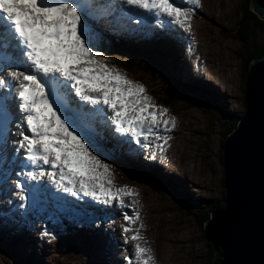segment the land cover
I'll list each match as a JSON object with an SVG mask.
<instances>
[{
  "label": "snow or ice",
  "instance_id": "snow-or-ice-1",
  "mask_svg": "<svg viewBox=\"0 0 264 264\" xmlns=\"http://www.w3.org/2000/svg\"><path fill=\"white\" fill-rule=\"evenodd\" d=\"M180 3L188 7L170 0H119L118 4L112 0H0V90L7 89L6 94L0 91V168L16 162L23 150L18 166L33 169L15 172L20 177L13 181L20 201L15 207L25 209L21 215L43 213L44 222L59 230L64 217L74 219L97 205L117 202L121 208L126 206L124 196L134 193L115 186L109 162L113 153L91 134L95 124H102L109 135L126 138L121 143L143 141L142 147H151L155 158L156 150L163 154L170 146L173 137L168 133L176 120L141 83L103 54V34L90 21L115 28L124 18L141 23L143 13L146 21L189 33L193 8L201 6L200 0ZM17 109L23 113L26 130L19 132V140H12L18 147L10 156L7 144ZM11 174L12 169H5V184ZM38 177H47L66 196L47 185H25V178L34 181ZM84 197L91 200L79 203ZM124 219L131 224L139 214ZM130 231V227L123 228L124 233ZM130 239L137 242L136 264H153L151 249L139 243L143 238L137 234Z\"/></svg>",
  "mask_w": 264,
  "mask_h": 264
},
{
  "label": "rangeland",
  "instance_id": "rangeland-1",
  "mask_svg": "<svg viewBox=\"0 0 264 264\" xmlns=\"http://www.w3.org/2000/svg\"><path fill=\"white\" fill-rule=\"evenodd\" d=\"M243 1L200 0L201 6L193 8L189 33L170 24L162 27L155 20L152 22L155 28L146 23L140 29L144 43H137L138 52H134L138 57L134 63L127 51H112L101 42V50L110 62L141 83L154 102L168 108V115L175 117L176 126L168 133L173 137L170 146L163 154L156 150L152 158V148H143V141L137 144L127 140L126 157L136 159L140 166L136 169L141 173L135 175L137 170L127 173L116 160L109 158L115 186L134 193L124 196L125 207L121 208L117 202L100 204L91 209L93 217L89 220L65 217L62 222H70L69 233L65 225L66 232L63 230V223L61 229L54 230L38 216L26 229L24 226L25 232L19 233L20 239L16 241L1 232L0 264H127L129 258L136 264L137 242L130 238L137 234L143 238L139 243L151 249L153 264H208L212 251L203 237L202 216L215 210L214 206L223 199L222 143L230 125L245 112L244 59L254 44L264 40V32L259 31L248 37V43L239 38L237 28ZM177 4L188 7L180 0ZM150 31L154 36H149ZM122 42L126 44V40ZM157 42L172 46L175 56L171 58V48L163 46L161 52L170 58H155V52L151 51ZM144 52H150L157 62L151 63ZM177 83H194L199 88L202 85L209 102L183 87L176 99L168 100L166 89ZM126 157L122 160L130 165ZM149 170L160 178L163 177L159 171H163L170 178L159 179L162 184L155 185L146 175ZM43 184L50 188L48 179ZM55 193L66 196L62 190ZM104 209H114L115 213L105 216L88 232L90 224L95 222L94 214ZM136 213L139 219L131 224L125 221V215ZM124 227L132 231L124 233ZM11 229L15 235L19 228L11 226Z\"/></svg>",
  "mask_w": 264,
  "mask_h": 264
},
{
  "label": "water",
  "instance_id": "water-1",
  "mask_svg": "<svg viewBox=\"0 0 264 264\" xmlns=\"http://www.w3.org/2000/svg\"><path fill=\"white\" fill-rule=\"evenodd\" d=\"M264 20V0H252ZM245 112L222 143L223 206L210 211L203 237L210 264H264V56L245 74Z\"/></svg>",
  "mask_w": 264,
  "mask_h": 264
},
{
  "label": "trees",
  "instance_id": "trees-1",
  "mask_svg": "<svg viewBox=\"0 0 264 264\" xmlns=\"http://www.w3.org/2000/svg\"><path fill=\"white\" fill-rule=\"evenodd\" d=\"M251 1L252 0H245L242 3V17L238 22V34H239V38L241 39L242 42L244 43H248V37L250 39L251 36H255L256 32H264V20L260 19L251 9ZM252 47V46H251ZM264 56V40L260 43V44H254L253 48H251V50L249 51V55L246 59H244V70H243V79L245 81V74L246 71L248 69V64L249 62L257 57H261ZM136 58V57H135ZM135 58H132V63H134ZM151 63L155 64L156 63V59L155 58H149L148 59ZM179 85L175 84L173 86L168 87V89H166L165 91V96L168 100H174L176 99L177 93L178 91H180L179 89ZM193 89V88H192ZM237 125V122L230 125L229 129L227 130L225 136H227V134H229ZM222 198H224V192L222 194ZM223 206L222 201L218 202L215 206L214 209H218L221 208ZM209 217V213H207L206 215L204 214V216H202L203 222L207 221ZM208 246L210 247V258L208 261V264H210L211 259L213 257L214 251H213V247L210 245V243H208Z\"/></svg>",
  "mask_w": 264,
  "mask_h": 264
},
{
  "label": "bare ground",
  "instance_id": "bare-ground-1",
  "mask_svg": "<svg viewBox=\"0 0 264 264\" xmlns=\"http://www.w3.org/2000/svg\"><path fill=\"white\" fill-rule=\"evenodd\" d=\"M171 2H173L174 4H176L177 6H179L177 3H179V0H170ZM91 23H93L94 24V26L96 27L97 26V28H99L100 29V31H101V33L103 34V31H105L106 30V27L105 26H103L104 24H97V22L93 19L92 20V22ZM139 26L140 27H143V25H142V23H139ZM151 32H153V31H150V33H149V36H154V35H151ZM140 33H142V32H140ZM154 34V33H153ZM113 36L114 37H117V33L115 32L114 34H113ZM157 44H158V42H157ZM132 49H134V48H132ZM133 54H137L136 52H134V51H132V55ZM138 55V54H137ZM153 56V55H152ZM19 67H17V69H18ZM189 70V69H188ZM190 73H191V71H190ZM189 73V75H191ZM186 77V76H185ZM188 78V77H187ZM207 81V80H206ZM192 87H194V88H197L198 87V84H194V83H192ZM202 93V94H201ZM200 94H199V98H201L202 100H204L205 102H209L208 100L209 99H207L206 97H205V95H203V93L204 92H201ZM76 99H78V98H76ZM211 102V101H210ZM213 103V102H212ZM99 107H101V106H99ZM99 130V131H98ZM94 136L95 135H101V134H104V135H107V130H106V128H104V126L102 125V124H100L99 122H97L96 124H95V126H94V129L92 130V132H91ZM103 147H106V149H108V146L107 145H103ZM143 149V148H142ZM109 150V149H108ZM144 151V150H143ZM113 153V152H112ZM114 153H115V151H114ZM113 153V155H117V153H115L114 154ZM141 153H143L142 151H141ZM118 157H120V159L122 160L123 158H125L126 157V155L124 154V153H122V152H118ZM127 159H128V157H126ZM202 159V158H201ZM205 159V158H204ZM127 161V160H126ZM129 162V161H128ZM159 173H160V175H161V177H163L164 179H166V180H168L169 178H170V176L168 175V174H166L165 172H163V171H159ZM152 174H153V176L154 177H151V180L153 181V182H151V183H155V185H160V184H162V182H160V181H162V180H159V179H163V178H160V177H158L157 176V174L156 173H153L152 172ZM165 184L166 185H168V183H166L165 182ZM169 186V185H168ZM170 187V186H169ZM0 207H1V202H0ZM3 211V210H2ZM4 213V212H3ZM110 213L112 214V215H114V213H115V210L114 209H111V211H110ZM153 213V212H152ZM101 216H103V211H101V214H100ZM159 221V220H158ZM174 226V225H173ZM113 227V226H112ZM115 228V227H114ZM159 244V243H158ZM157 254V253H156ZM122 258V257H121ZM105 264H107V262H105Z\"/></svg>",
  "mask_w": 264,
  "mask_h": 264
},
{
  "label": "clouds",
  "instance_id": "clouds-1",
  "mask_svg": "<svg viewBox=\"0 0 264 264\" xmlns=\"http://www.w3.org/2000/svg\"><path fill=\"white\" fill-rule=\"evenodd\" d=\"M209 218V217H208Z\"/></svg>",
  "mask_w": 264,
  "mask_h": 264
}]
</instances>
